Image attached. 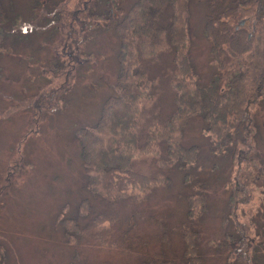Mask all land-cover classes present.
Here are the masks:
<instances>
[{
  "label": "rangeland",
  "instance_id": "rangeland-1",
  "mask_svg": "<svg viewBox=\"0 0 264 264\" xmlns=\"http://www.w3.org/2000/svg\"><path fill=\"white\" fill-rule=\"evenodd\" d=\"M134 1L100 2L104 17L89 18L83 40L70 46L77 32L69 17L60 18L62 13L56 10L80 6L78 0H1L5 17L0 23V194L4 193L0 264H140L145 255L166 264H184L178 231L182 224L200 231L201 259L196 264H237L227 257L241 248L233 241L238 237L250 246L251 259L264 264V94L251 108L258 160L247 157L246 162H236L229 154L213 153L214 138L204 119L194 115L181 136L186 147L197 146L196 161L188 172L180 167L162 169L145 154L134 165L152 175L159 169L170 180L142 190L120 173L116 182L128 196L118 200V213L85 186L78 128L97 119L114 91L119 70L120 33L104 28L106 11L117 15L119 8L126 11ZM243 2L231 4H247ZM207 7L206 0L188 1L189 57L202 85L218 70L204 32ZM143 64L158 80L162 74L154 106L160 116H167L175 105L163 69L172 66V55L161 51L160 58ZM69 76H74L70 82ZM203 188L206 210L190 218L188 198ZM83 198L93 216L78 215ZM109 211L113 221L94 222L100 212ZM76 216L81 239L70 243L61 222ZM87 223L93 227L85 233L82 227ZM243 225L249 230L241 234ZM120 228L127 230L126 237Z\"/></svg>",
  "mask_w": 264,
  "mask_h": 264
},
{
  "label": "trees",
  "instance_id": "trees-1",
  "mask_svg": "<svg viewBox=\"0 0 264 264\" xmlns=\"http://www.w3.org/2000/svg\"><path fill=\"white\" fill-rule=\"evenodd\" d=\"M102 1L78 0L80 6L62 12V9L56 10V13H62L60 18L69 17L77 32L78 36L68 45H73L77 39L83 40L82 34L89 18L104 17V11L98 9ZM110 1L105 0L108 4ZM188 1L136 0L126 11L119 8L117 15L110 9L106 11L104 28L124 33L119 34L118 75L114 91L104 100L97 119L92 124L80 126L78 137L87 175L85 186L116 213L118 200L128 196L116 182L120 173H126L127 181L142 190L151 184H167L170 180V175L159 169L156 170L159 172L157 175H152L147 169L134 165L145 154L152 155L153 161L162 169L180 167L189 171L196 161L197 146L186 147L181 136L183 127L194 115L204 119L206 130L214 138L211 141L213 153L229 154L236 162H246L247 157L258 160L251 108L264 94V0H243L247 3L245 5L231 4L236 0H206L204 32L211 42L218 69L206 85L199 82L189 57L192 28ZM4 17L5 9L0 0V23ZM81 20L84 24L79 26ZM161 51L170 52L173 61L172 66L163 71L169 75L175 107L164 117L156 112L154 106L162 74L158 80V76L151 75L143 64L146 59L160 58ZM231 60L234 62L232 65ZM72 78L74 76H69L68 82ZM7 186L5 184L1 190ZM204 190L188 198V217L205 212L207 193ZM0 195L1 201L4 193ZM111 211L100 212L94 222L113 221ZM90 213L93 216L91 205L83 198L78 206V215L86 217ZM77 217L65 218L61 222L70 243L81 239ZM92 227L87 223L82 228L86 233ZM121 230L126 237L127 230L120 228V233ZM246 230L249 228L243 225L240 233ZM178 231L184 243V264H196L201 259L197 255L200 231L186 224H182ZM225 238L229 244L235 241L241 247H236L227 259L235 260L237 264H256L249 254L250 246L244 245L241 238H233L232 241L228 233ZM158 261L166 264L162 259L149 255H145L140 264H157Z\"/></svg>",
  "mask_w": 264,
  "mask_h": 264
}]
</instances>
